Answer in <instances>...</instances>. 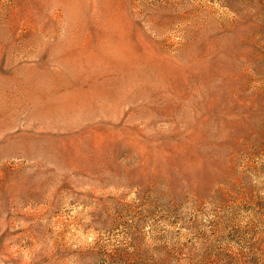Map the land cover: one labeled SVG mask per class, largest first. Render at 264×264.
Instances as JSON below:
<instances>
[{
	"label": "rangeland",
	"instance_id": "374dc122",
	"mask_svg": "<svg viewBox=\"0 0 264 264\" xmlns=\"http://www.w3.org/2000/svg\"><path fill=\"white\" fill-rule=\"evenodd\" d=\"M0 264H264V0H0Z\"/></svg>",
	"mask_w": 264,
	"mask_h": 264
}]
</instances>
